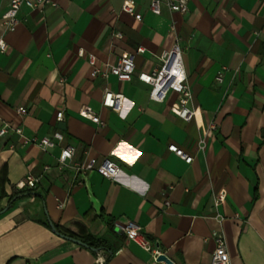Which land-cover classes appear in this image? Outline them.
<instances>
[{"label": "crops", "instance_id": "0c3cea01", "mask_svg": "<svg viewBox=\"0 0 264 264\" xmlns=\"http://www.w3.org/2000/svg\"><path fill=\"white\" fill-rule=\"evenodd\" d=\"M52 1L56 6H21L19 24L3 32L9 0H0L7 43L0 52V126L20 127L26 137L62 134L48 149L14 133L0 136V264H105L107 249L69 241L50 223L58 233L105 239L113 251L106 264H166L112 221L138 224L174 264H209L214 231L224 235L230 264H264V0H188L186 12L162 6L160 14L149 10V0H131L140 20L122 11L124 0ZM171 23L192 95L188 106L196 111L189 120L171 112L174 91L152 101L149 85L136 77L159 66L173 43ZM138 47L129 81L91 75ZM106 89L123 95L119 112L102 106ZM83 106L103 124L79 116ZM59 110L63 118L56 120ZM169 143L192 161L168 151ZM66 144L75 147L71 163L106 158L119 173L111 179L93 171L82 179L75 169H59ZM27 173L39 180L20 190L29 194H14Z\"/></svg>", "mask_w": 264, "mask_h": 264}, {"label": "built area", "instance_id": "2783aa9c", "mask_svg": "<svg viewBox=\"0 0 264 264\" xmlns=\"http://www.w3.org/2000/svg\"><path fill=\"white\" fill-rule=\"evenodd\" d=\"M188 0H149V10L153 14H160L161 7L166 6L171 11H177L184 13L187 11ZM21 6H25L29 9H42L45 6H56L52 0H9L8 7L6 11L1 16V24L3 27V32H11L19 24L18 10ZM122 11H125L134 16L136 20L141 19L139 13L134 12V7L131 0H124L121 5ZM168 32L173 34V43L170 48L163 51L159 56V66L152 69L150 72L139 71L136 73V77L149 85L148 97L152 101L162 102L166 98L170 91H174L178 96V105L172 106L170 108L178 117L189 120L195 116L196 111L188 106L191 101L192 95L190 92L189 84L187 82V76L183 67L182 53L180 47V40L178 35L175 33L174 24H170L168 27ZM117 36H120L118 33ZM7 49V43L5 42L3 35H0V52H4ZM143 48L138 47L136 51L123 53L119 59L114 64H107L103 69L99 67H94L92 70V76H100L102 78H107L109 75H113L119 81H129L132 74L134 73V57L135 53L142 52ZM79 55H83L80 50ZM87 61L89 64H94V57L91 54L87 55ZM221 71L216 75V80H221ZM124 97L121 93H114L106 89L103 93L101 104L104 107L110 108L114 111L119 112L122 107ZM16 112L19 115H23L25 111L17 107ZM78 115L86 118L94 123L103 124L98 118L95 112L89 106H83L78 110ZM56 120H61L63 118V111L59 110L55 114ZM215 125L210 124L209 129H214ZM6 133H14L20 137V141L23 144L35 143L41 149L53 148L57 142L62 140V134L59 131H55L52 136H43L40 138L36 137H26L22 133L20 127H12L8 123L4 122L0 126V136ZM198 147L203 148V140L198 141ZM14 145L10 144L9 149H13ZM168 151L172 152L179 158H181L185 163H190L192 161V156L184 152L174 143H169L167 145ZM75 154V147L69 144L60 146L59 153L57 156L58 168L75 169L82 179L88 172H97L98 174L107 177L115 178L119 173V167L116 163L109 159H101L98 161L95 157H88L85 161L81 163H71L73 156ZM47 168V167H45ZM39 180L31 173H27L23 179L18 181L14 185L16 191L23 190L25 188L32 189L36 182ZM223 197V193L216 195L214 203L218 204L220 199ZM167 206L169 201L166 199L164 202ZM114 226L130 241L137 244L145 251H150L154 259L157 258L161 253L158 249H153L150 242L143 234L141 227L132 222L127 221L123 224L115 223ZM211 239L214 242V249L211 253V258L209 264H230L229 256L226 249V242L224 235L221 231H214L211 234Z\"/></svg>", "mask_w": 264, "mask_h": 264}, {"label": "trees", "instance_id": "16d2710c", "mask_svg": "<svg viewBox=\"0 0 264 264\" xmlns=\"http://www.w3.org/2000/svg\"><path fill=\"white\" fill-rule=\"evenodd\" d=\"M16 195H25V194H29V192H26L24 193L25 191H15ZM10 199H12V196L10 197ZM109 225L111 226V228H114V224H113V221L109 223ZM59 230V229H58ZM60 234H63V235H66V236H70V237H73V238H76V239H79L81 240L83 243H85L88 247L89 250L93 251L91 248H96V249H107L109 255L107 256L106 260H105V264L107 263L109 257L112 255L113 251L107 247L105 245V239H102V238H96V237H93L92 235L90 234H83V235H75V234H72V233H66V232H63L61 230H59Z\"/></svg>", "mask_w": 264, "mask_h": 264}, {"label": "water", "instance_id": "95a60500", "mask_svg": "<svg viewBox=\"0 0 264 264\" xmlns=\"http://www.w3.org/2000/svg\"><path fill=\"white\" fill-rule=\"evenodd\" d=\"M50 227H51V229H52L53 232L59 234L61 237L65 238V239H67V240H69V241H72V242H74V243H76V244H78V245H81V246H83V247H88L85 243H83V242H82L81 240H79V239H76V238H73V237L66 236V235H63V234L58 233V232L56 231L55 227H54L51 223H50ZM91 249H92L93 251H97V250H98V249H96V248H91ZM156 260H157V261H163V262H165L166 264H174L173 261H172L169 257H167L165 254H163V253H161L160 255H158L157 258H156Z\"/></svg>", "mask_w": 264, "mask_h": 264}]
</instances>
